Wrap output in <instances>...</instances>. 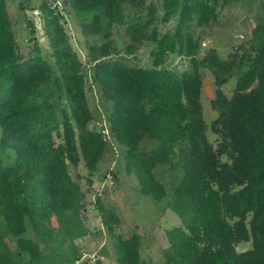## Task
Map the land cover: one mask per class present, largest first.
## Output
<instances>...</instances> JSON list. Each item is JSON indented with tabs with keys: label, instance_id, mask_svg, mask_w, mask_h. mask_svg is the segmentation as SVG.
<instances>
[{
	"label": "trees",
	"instance_id": "obj_1",
	"mask_svg": "<svg viewBox=\"0 0 264 264\" xmlns=\"http://www.w3.org/2000/svg\"><path fill=\"white\" fill-rule=\"evenodd\" d=\"M69 1L84 32L107 39L91 43L89 61L93 81L111 103L112 135L126 145V169L137 175L142 193L166 198L182 220L167 230L163 264H264V17L250 38L222 56L215 48L201 52L189 22L215 19L217 0H153L127 24L129 52L145 40L154 43L152 63L140 65L111 57L109 40L113 25L125 19V6L146 0ZM39 5L47 53L59 73L37 44L26 54L19 51L7 0H0V86L7 88L0 97V125L2 145L15 152L12 163L0 161V264H57L48 262L39 239L26 234L28 225L47 244L57 240L51 250L57 256L67 237L88 233L80 212L88 188L70 165L83 161L81 177L92 184L108 145L91 125L85 62L50 2ZM175 15V27L160 32L158 21ZM174 52L189 59L187 68L167 65ZM203 68L211 69L216 84L211 103L218 115L210 126L202 103ZM233 76L237 83L228 95L223 85ZM159 164L169 166V178L155 174ZM95 200L118 263L152 264L142 255L140 233L118 232L112 206L100 196ZM53 214L61 225L55 237ZM241 241L252 246L239 250ZM68 256L69 264H104L76 252Z\"/></svg>",
	"mask_w": 264,
	"mask_h": 264
},
{
	"label": "rangeland",
	"instance_id": "obj_2",
	"mask_svg": "<svg viewBox=\"0 0 264 264\" xmlns=\"http://www.w3.org/2000/svg\"><path fill=\"white\" fill-rule=\"evenodd\" d=\"M40 0H7L10 17L13 21V30L16 35L19 51L22 54L29 52L35 44L41 49L43 55L53 63V68L59 73V68L54 57L49 51V41L44 28V11L39 5ZM55 9V13L61 17L74 48L85 62L86 91L90 107L95 113L91 125L101 130L110 128L107 119V108L111 104L102 94L100 86L93 81V70L90 67V45L95 42L102 44L107 39L100 35L86 34L83 29V21L69 0H48ZM153 0H146L144 5L127 4L125 6V19L115 23L111 30L110 45L111 57H124L131 63L150 65L152 63L151 49L153 42L145 40L139 44L133 52L127 50V44L132 41L127 31V24L136 14L137 9L147 11L146 6ZM155 2H158L154 0ZM24 3V7L20 3ZM217 17L207 23L199 24L191 19L190 29L201 40V52L215 48L222 56H227L237 44L250 38L257 21L264 17V0H217ZM36 4L35 8H31ZM178 15L168 21H158L160 32L168 28L173 29L177 24ZM189 59L178 52L170 53L167 65L171 68L182 70L187 68ZM237 83V76L231 77L223 88L231 95ZM202 103L206 123L218 115L212 107L211 99L216 94V84L211 69L203 68ZM7 94L6 86H0V97ZM107 119V120H106ZM111 130V128H110ZM209 138L217 142V134L208 129ZM103 134H107L104 133ZM3 128L0 125V161L12 163L15 157L14 148L10 145H2ZM106 151L98 163V168L93 176V183L87 184L84 162L77 166L70 165L74 174H80V182L87 189L84 203L80 212L88 228V233L75 238H66L59 249L58 256L51 252L57 240L51 245L41 240L32 225H28L26 234L40 240L41 248L48 258V262L57 261V264H69L68 254H82L83 259L101 258L104 264H119L112 236L106 229L101 219V211L98 208L96 198L100 196L107 206H112L119 216L116 230L125 236L133 232H139L142 236L141 251L145 259L152 264H163L164 249L169 246L167 230L173 226L182 224L179 215L168 207L166 198L158 200L141 192V185L137 175L126 169V145L115 140L111 131V138L107 139ZM155 174L165 179L169 178L170 170L167 164H159ZM108 174L113 175V181L106 180ZM51 233L53 237L60 228V220L53 214L51 216ZM47 229V230H50ZM56 246V245H54ZM252 246V241H241L237 244L239 250ZM28 257V253H24ZM55 255V256H54ZM61 261V262H60Z\"/></svg>",
	"mask_w": 264,
	"mask_h": 264
},
{
	"label": "built area",
	"instance_id": "obj_3",
	"mask_svg": "<svg viewBox=\"0 0 264 264\" xmlns=\"http://www.w3.org/2000/svg\"><path fill=\"white\" fill-rule=\"evenodd\" d=\"M100 131H101V130H100ZM101 132H102V133H103V132H104V133H107V134H103L105 138H107V139L111 138V130H110V128L108 127V125H106V128H103ZM108 179H110V181H113V180H112V179H113V175L108 174L106 180H108Z\"/></svg>",
	"mask_w": 264,
	"mask_h": 264
},
{
	"label": "crops",
	"instance_id": "obj_4",
	"mask_svg": "<svg viewBox=\"0 0 264 264\" xmlns=\"http://www.w3.org/2000/svg\"><path fill=\"white\" fill-rule=\"evenodd\" d=\"M202 92H203V90H202Z\"/></svg>",
	"mask_w": 264,
	"mask_h": 264
}]
</instances>
